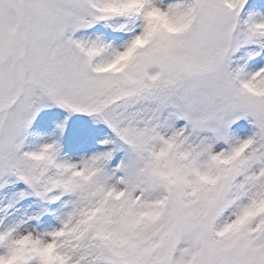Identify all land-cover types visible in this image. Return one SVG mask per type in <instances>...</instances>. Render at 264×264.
<instances>
[{"label": "snow or ice", "instance_id": "1", "mask_svg": "<svg viewBox=\"0 0 264 264\" xmlns=\"http://www.w3.org/2000/svg\"><path fill=\"white\" fill-rule=\"evenodd\" d=\"M0 264H264V0H0Z\"/></svg>", "mask_w": 264, "mask_h": 264}, {"label": "rangeland", "instance_id": "2", "mask_svg": "<svg viewBox=\"0 0 264 264\" xmlns=\"http://www.w3.org/2000/svg\"><path fill=\"white\" fill-rule=\"evenodd\" d=\"M74 118H77V121L76 122H73V123H70L69 125V132L72 131L73 127L79 125V124H83L85 126H89V122H88V119L90 121V117H87V116H83V115H80V114H75L73 115ZM97 130V127H92V130L90 132H93L94 130Z\"/></svg>", "mask_w": 264, "mask_h": 264}, {"label": "trees", "instance_id": "3", "mask_svg": "<svg viewBox=\"0 0 264 264\" xmlns=\"http://www.w3.org/2000/svg\"><path fill=\"white\" fill-rule=\"evenodd\" d=\"M71 119H75V118L72 117ZM88 122H89V119H88ZM96 127H97V130L95 129L92 133L99 132L102 129L103 126L102 125H97ZM91 130H92V127L89 126V131H91Z\"/></svg>", "mask_w": 264, "mask_h": 264}]
</instances>
